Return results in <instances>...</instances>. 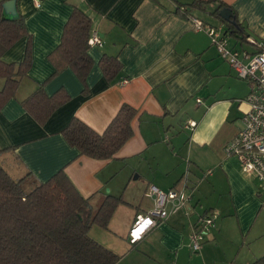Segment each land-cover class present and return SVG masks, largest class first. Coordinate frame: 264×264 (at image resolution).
I'll return each mask as SVG.
<instances>
[{"label": "crops", "instance_id": "0c3cea01", "mask_svg": "<svg viewBox=\"0 0 264 264\" xmlns=\"http://www.w3.org/2000/svg\"><path fill=\"white\" fill-rule=\"evenodd\" d=\"M190 1L39 0L35 6L33 0H15L31 36L32 62L14 97L0 110V148H8L0 154V165L13 179L25 177V189L63 169L79 193L91 197L93 210L106 194L121 197L108 227L92 225L89 230L119 255L116 264H237L240 250L248 238L257 237L256 226L264 217L257 180L223 151L241 127L250 85L219 56L207 33L194 29L191 18L211 25L222 22L193 10L176 12ZM222 1L235 10L247 37L264 42V0ZM73 6L89 14L102 39L101 46L88 50L93 66L84 95L83 84L69 68L47 80L55 70L48 55L60 42ZM229 37L234 39H228L231 48L240 43L254 51L248 42ZM26 43L27 37L19 39L2 59L20 62ZM103 54L117 56L122 65L112 82L98 64ZM43 82L48 95L64 88L70 99L39 125L20 101ZM125 103L136 110L132 135L109 159L79 154L61 134L72 117L102 133ZM189 120L196 122L192 129L185 128ZM149 185L163 191L185 185L192 190L191 211L181 209L158 221L130 244L135 214L153 206L145 196ZM208 211L218 214L215 226L193 251L189 234L197 217Z\"/></svg>", "mask_w": 264, "mask_h": 264}, {"label": "trees", "instance_id": "16d2710c", "mask_svg": "<svg viewBox=\"0 0 264 264\" xmlns=\"http://www.w3.org/2000/svg\"><path fill=\"white\" fill-rule=\"evenodd\" d=\"M5 1H0V79L4 80L0 88V110L14 97L32 62L31 36L24 18L18 13L15 19H3ZM182 6L184 10L177 6L176 12L187 15L193 9L207 10L224 24L227 34L241 43L247 42L245 26L238 20L235 10L222 0H191ZM208 6L212 10H208ZM224 7L231 9L229 21L219 16ZM92 31L89 14L73 6L63 26L60 42L48 55L55 70L47 80L69 68L83 84L82 94L87 93L86 79L93 66L88 52ZM23 37H27L23 59L20 62L3 60L5 51ZM98 64L108 82L117 78L122 67L117 56L107 54L100 57ZM45 82L20 101L39 125L45 124L52 113L70 99L64 88L48 95ZM135 114L134 107L122 104L102 133L72 117L61 134L79 154L109 159L131 137V120ZM6 150L8 148H0V154ZM24 180L25 177L13 179L0 165V264H116L119 255L91 237L89 230L92 225L108 227L113 212L123 201L121 197L106 194L98 208L93 210L91 197L82 196L63 169L30 189L24 188ZM250 264H264V254Z\"/></svg>", "mask_w": 264, "mask_h": 264}, {"label": "built area", "instance_id": "2783aa9c", "mask_svg": "<svg viewBox=\"0 0 264 264\" xmlns=\"http://www.w3.org/2000/svg\"><path fill=\"white\" fill-rule=\"evenodd\" d=\"M33 3L38 6L39 0H33ZM191 19L195 30H204L207 33L219 56L229 64L236 76L250 85L245 97L247 109L241 117V127L225 143L223 151L225 156L237 159L243 173L252 175L257 180L260 194L264 192V42L247 37V42L255 47L253 52L231 48L223 24L211 25L195 17ZM88 44L90 47L101 46V36L96 31H92ZM196 101L201 102L200 99ZM195 125L194 120H189L185 128L192 129ZM210 173V170L207 171V174ZM145 196L153 200V206L146 212L135 214L128 231L130 244L141 240L158 221L181 209H184L186 214L191 211L189 203L192 190L186 191L185 185L167 191L149 185ZM217 217L215 211H208L197 217L189 234V246L193 251H198L206 241Z\"/></svg>", "mask_w": 264, "mask_h": 264}, {"label": "rangeland", "instance_id": "374dc122", "mask_svg": "<svg viewBox=\"0 0 264 264\" xmlns=\"http://www.w3.org/2000/svg\"><path fill=\"white\" fill-rule=\"evenodd\" d=\"M208 10H212L211 6H208ZM193 11H195L198 15L207 18L208 20H210L213 16L210 15L208 13V11H202V10H197V9H193ZM213 20V18L211 19ZM230 40V42H233L234 39H231L230 37L228 38ZM238 50H241L244 48H248L247 45L242 44L240 45V43H237L235 46ZM258 188V187H257ZM258 192V190H257ZM259 196V199L261 200V205H262V214L260 215V217L262 215H264V192H260L257 193ZM259 217V219H260ZM256 233L258 235H256L257 237L254 239L251 235L253 233H251V237L248 238L247 243L245 244V246L243 247L242 250H240L237 258L238 261L236 262L237 264H246L248 262V264H250L252 261H254L257 257L261 256L264 254V217L263 219L260 221V223L256 226Z\"/></svg>", "mask_w": 264, "mask_h": 264}, {"label": "water", "instance_id": "95a60500", "mask_svg": "<svg viewBox=\"0 0 264 264\" xmlns=\"http://www.w3.org/2000/svg\"><path fill=\"white\" fill-rule=\"evenodd\" d=\"M219 16L225 20L229 21L232 18V12L229 7H224L219 11ZM2 17L3 19H15L18 17V11L16 9L15 0H7L2 6Z\"/></svg>", "mask_w": 264, "mask_h": 264}]
</instances>
